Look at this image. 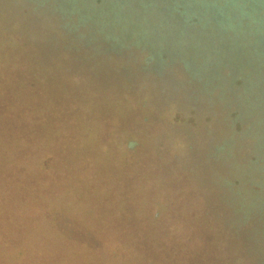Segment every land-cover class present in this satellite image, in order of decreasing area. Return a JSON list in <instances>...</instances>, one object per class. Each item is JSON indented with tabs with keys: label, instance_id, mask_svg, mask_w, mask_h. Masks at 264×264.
<instances>
[{
	"label": "trees",
	"instance_id": "trees-1",
	"mask_svg": "<svg viewBox=\"0 0 264 264\" xmlns=\"http://www.w3.org/2000/svg\"><path fill=\"white\" fill-rule=\"evenodd\" d=\"M20 1L48 5L26 9L24 44L9 50L19 73L0 65V86L12 95L0 94L27 99L19 137L30 152L21 158L31 153L44 173L88 146L138 166L149 158L156 178L169 185L183 176L224 211L227 237L241 249L235 264H264V0ZM220 123L228 133L215 139Z\"/></svg>",
	"mask_w": 264,
	"mask_h": 264
},
{
	"label": "rangeland",
	"instance_id": "rangeland-1",
	"mask_svg": "<svg viewBox=\"0 0 264 264\" xmlns=\"http://www.w3.org/2000/svg\"><path fill=\"white\" fill-rule=\"evenodd\" d=\"M24 2L0 0V65L6 67L7 76L19 73L20 61L10 58L9 50L18 42L24 44L19 30L28 18L26 9L30 6V12L38 14L48 8ZM5 34L15 38L2 43ZM31 43L27 45L32 47ZM29 70L24 62L21 74ZM8 82L12 84L9 78ZM4 85L0 92L5 88L11 94L10 86ZM9 93L0 94V144L14 139V148L9 146L6 154L0 145V264H235L234 259L241 257L239 245L225 232L224 211L216 209L214 200L207 205L182 184L183 176L172 177L169 185L165 176L156 178L149 158L138 166L112 151L97 155L88 146L76 148L67 165L63 162L46 173L31 153L23 160L28 150L19 134L29 126L24 123L27 99ZM217 111L218 118H212L216 123L223 117ZM188 121L194 131L196 121ZM206 123L215 130V125ZM222 124L212 132L215 139L223 136ZM164 126L149 127L161 131ZM144 144L154 145L153 139L146 138ZM58 146L49 149L57 151ZM241 154L243 165L246 150ZM78 178L83 189L73 184Z\"/></svg>",
	"mask_w": 264,
	"mask_h": 264
}]
</instances>
